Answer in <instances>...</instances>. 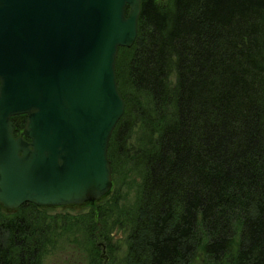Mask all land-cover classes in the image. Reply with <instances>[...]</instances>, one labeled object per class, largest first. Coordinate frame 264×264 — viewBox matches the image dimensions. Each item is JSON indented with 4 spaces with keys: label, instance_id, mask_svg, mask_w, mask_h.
I'll list each match as a JSON object with an SVG mask.
<instances>
[{
    "label": "trees",
    "instance_id": "16d2710c",
    "mask_svg": "<svg viewBox=\"0 0 264 264\" xmlns=\"http://www.w3.org/2000/svg\"><path fill=\"white\" fill-rule=\"evenodd\" d=\"M116 80L125 113L108 158L114 182L139 169L136 211L117 213L113 191L88 214L0 206V264H42L62 230L86 232L100 259L116 226L126 264H264V0H142ZM12 122L19 135L27 115Z\"/></svg>",
    "mask_w": 264,
    "mask_h": 264
},
{
    "label": "water",
    "instance_id": "95a60500",
    "mask_svg": "<svg viewBox=\"0 0 264 264\" xmlns=\"http://www.w3.org/2000/svg\"><path fill=\"white\" fill-rule=\"evenodd\" d=\"M141 8L142 0H0L5 211L84 206L110 194L109 141L125 113L116 58L135 43ZM18 115L27 122L16 136Z\"/></svg>",
    "mask_w": 264,
    "mask_h": 264
},
{
    "label": "rangeland",
    "instance_id": "374dc122",
    "mask_svg": "<svg viewBox=\"0 0 264 264\" xmlns=\"http://www.w3.org/2000/svg\"><path fill=\"white\" fill-rule=\"evenodd\" d=\"M139 137L136 135L135 138L130 142L129 149L130 155L134 157V147H138ZM119 175L115 176V183L112 189L114 196L119 202V207L117 213L126 215L131 213L132 215L137 208V199H138V187L142 181L140 176V171L135 164L131 162L126 166H119ZM111 191V192H112ZM49 214L52 216L58 214H85L89 213L88 209H83V207H70V208H50ZM69 217V216H68ZM121 217V216H119ZM119 217L115 219L121 220ZM70 220V218H67ZM66 221V220H65ZM116 221V220H115ZM63 225V224H62ZM120 226H116L111 230V245L114 247V251L111 253L108 250V247L104 244V247L99 248V254L101 255L100 259L91 257L89 250L91 244L87 242V233L84 232L82 228L78 229L81 231L80 234L76 235L77 230H73L70 233H66L64 230L58 235V239L54 249L49 250V253L44 257L42 264H126L125 256L127 253L126 245V232L124 229H120ZM66 228V226H65ZM66 230V229H65ZM83 234V235H82ZM76 235V236H75ZM77 241H75V238ZM74 241V242H70ZM98 243V242H97ZM100 242L98 243V245ZM102 254L104 257H102Z\"/></svg>",
    "mask_w": 264,
    "mask_h": 264
},
{
    "label": "bare ground",
    "instance_id": "6f19581e",
    "mask_svg": "<svg viewBox=\"0 0 264 264\" xmlns=\"http://www.w3.org/2000/svg\"><path fill=\"white\" fill-rule=\"evenodd\" d=\"M114 183H115V182H114V180H113V187H114ZM112 189H113V188H112ZM102 244H103V243H102Z\"/></svg>",
    "mask_w": 264,
    "mask_h": 264
}]
</instances>
